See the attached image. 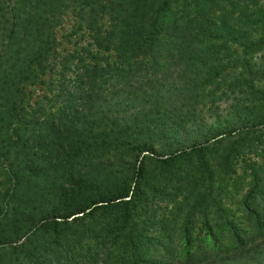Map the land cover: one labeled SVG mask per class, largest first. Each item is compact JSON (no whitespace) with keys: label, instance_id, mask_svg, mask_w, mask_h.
<instances>
[{"label":"trees","instance_id":"trees-1","mask_svg":"<svg viewBox=\"0 0 264 264\" xmlns=\"http://www.w3.org/2000/svg\"><path fill=\"white\" fill-rule=\"evenodd\" d=\"M0 264H264V0H0Z\"/></svg>","mask_w":264,"mask_h":264},{"label":"rangeland","instance_id":"rangeland-1","mask_svg":"<svg viewBox=\"0 0 264 264\" xmlns=\"http://www.w3.org/2000/svg\"><path fill=\"white\" fill-rule=\"evenodd\" d=\"M73 22L71 18H66L63 25L56 30L57 38V52L53 59L52 72H48L46 75L41 76L35 86L28 87L26 90L25 103H30L34 106L37 102L44 104L45 107L52 106L55 102L53 98L58 91L59 73L62 72L64 62L68 57L73 55L77 57H86L84 49H92L90 47V39L87 34L74 33ZM262 53H260L261 55ZM259 57V55H258ZM77 60H75L76 62ZM75 62L70 64V68L73 71ZM74 74L67 72L66 79H73ZM68 81V80H67ZM28 94V95H27ZM51 101V102H50ZM205 243H209V239H205Z\"/></svg>","mask_w":264,"mask_h":264}]
</instances>
